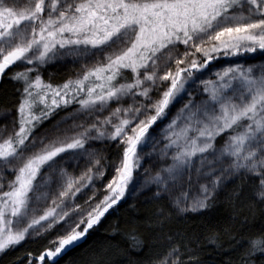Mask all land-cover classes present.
<instances>
[{"label": "snow or ice", "instance_id": "snow-or-ice-1", "mask_svg": "<svg viewBox=\"0 0 264 264\" xmlns=\"http://www.w3.org/2000/svg\"><path fill=\"white\" fill-rule=\"evenodd\" d=\"M258 51L264 0H0V79L19 85L10 131L0 125V254L55 230V247L25 264H59L135 189L140 153L155 151L150 130L178 97L159 150L171 162L145 181L155 197L198 212L227 177L248 174L264 200V64L229 59ZM57 59L81 71L45 80L41 68ZM104 141L120 147L115 159L99 155L94 142ZM106 173L105 194L92 203L93 191L82 210L78 195ZM249 244L264 255V237ZM152 264H182L179 249Z\"/></svg>", "mask_w": 264, "mask_h": 264}, {"label": "trees", "instance_id": "trees-1", "mask_svg": "<svg viewBox=\"0 0 264 264\" xmlns=\"http://www.w3.org/2000/svg\"><path fill=\"white\" fill-rule=\"evenodd\" d=\"M246 54L257 55L250 57ZM229 59L259 65L264 64V53H244ZM213 63L227 66V61L223 59ZM43 67L44 78L52 83H62L81 71L79 62L68 59H57ZM210 76L212 73H205L204 78ZM198 87L191 85V82L186 85L188 91ZM18 88V83L7 76L0 79V125H8L9 131L19 97ZM181 95L185 96L184 93ZM183 102L178 97L169 115L150 130L156 137L155 151L151 156L145 154L152 150L153 145L150 144L140 153L144 167L135 174V189L131 187L124 199L109 210L79 246L62 254L59 264H152L157 256L163 255L171 247L179 249L182 264H264V255L259 252L248 254L249 241L264 237V200L256 195L259 188L256 177L248 174L227 177L209 202L210 206L198 212H181L172 197H155L156 186L145 184L159 170V166L171 162L162 160L159 150L165 142L164 128ZM48 123L36 130L38 137ZM94 143L102 157L115 159L120 151L115 142ZM66 167L75 174L80 171V168L74 169V162L71 161ZM10 176L5 171V181ZM108 178L109 174L106 173L104 180L94 182L95 189L89 186L83 190V194L78 195L77 202L83 206L82 210L88 209L89 204L85 201L93 196V191L95 197L92 203L103 197L105 190L101 185ZM179 194V189L173 191V196ZM136 240L141 241L139 247ZM54 241L55 230L43 237L28 239L16 249L0 254V264H25L29 253L35 255L54 248Z\"/></svg>", "mask_w": 264, "mask_h": 264}, {"label": "rangeland", "instance_id": "rangeland-1", "mask_svg": "<svg viewBox=\"0 0 264 264\" xmlns=\"http://www.w3.org/2000/svg\"><path fill=\"white\" fill-rule=\"evenodd\" d=\"M247 56H256L257 54H254V55H250V54H246ZM53 69H57V68H53ZM52 69V70H53ZM41 73H42V75H43V78H44V67H42L41 68ZM45 79V78H44ZM45 80H47V81H49L48 79H45ZM144 167V161L143 160H141V167L136 171V173L138 172V171H140L141 170V168H143ZM135 173V174H136ZM135 174H134V178H135ZM10 179H12V176H10V177H8V179L7 180H10ZM258 179V178H257ZM7 180L5 181V184L7 183ZM131 187H132V185H130V188H129V191H130V189H131ZM127 194V193H126ZM126 196V195H125Z\"/></svg>", "mask_w": 264, "mask_h": 264}]
</instances>
